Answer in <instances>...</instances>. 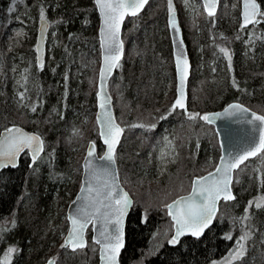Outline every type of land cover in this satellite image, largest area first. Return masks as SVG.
I'll return each mask as SVG.
<instances>
[{
	"label": "trees",
	"instance_id": "trees-1",
	"mask_svg": "<svg viewBox=\"0 0 264 264\" xmlns=\"http://www.w3.org/2000/svg\"><path fill=\"white\" fill-rule=\"evenodd\" d=\"M163 1L154 0L150 4V0L138 16L126 19L122 30L124 56L108 83L113 96L115 118L124 132L115 154L120 182L122 184V177L125 175L127 181L142 190L147 185V181L140 177L147 169L145 150L152 147L150 142L153 139L152 136L137 134L127 124L141 121L145 125L154 126L160 117L159 115L157 119L154 118L164 91V80L168 75L175 77L170 39L164 24L166 19ZM257 1L261 12H264V0ZM1 2L2 0L0 5ZM53 2L57 5L56 18L62 22L64 29L59 38L63 54L58 58L56 66H51L54 71L50 72L48 69L46 72L45 65L42 68L32 67L36 74L33 80L30 78L31 89L22 104L15 99L7 67L3 82L0 83V132L12 126H20L39 136L45 135L44 138L41 137L43 152L51 154L48 167L41 164L44 157L42 153L41 158L32 163L22 156L17 168L0 171V255L8 254L9 249H14L9 255L10 261H0V264H43L50 258H55V264H98V252L91 251V248L97 246L92 243L89 230L86 234L87 245L83 250L71 252L61 249L58 237L60 232L66 231L67 224L64 222L57 229V219L53 213L55 207L63 205L65 189L71 179V200L78 191L80 164L84 156L81 151L78 161L73 163L78 145L87 139L96 143L99 154L104 149L101 148L95 118H92L96 111L99 19L93 0H24L25 8L15 9L33 17L34 24L29 29L30 46L24 54L29 61L28 66L32 64L34 55L32 46L36 37L38 15L43 11L47 20L52 19ZM156 2L159 4L155 5ZM236 18L232 22L223 18L215 26L207 24L199 29L200 33H197V28L181 24L191 68H194L198 59L194 57L191 48L190 43L193 40L203 47L202 64L205 69L197 73L201 74L198 77L193 73L192 78L190 74L187 111L175 109L173 114L178 116L169 114L170 119H186L184 114L191 112L190 105L197 106L206 114L221 110L231 102H240L264 116V20L246 29L240 27L243 32L250 31L251 28L261 32L260 38L249 43L245 37L238 38L237 24L239 21L240 26V19L238 16ZM261 18L264 19L259 16L258 21ZM131 20L138 23L134 25L135 21ZM159 25H163V28L160 29ZM128 38H134V45ZM214 38L217 41L226 40L231 45L228 64L222 62V59L227 58L225 54L219 49H213ZM216 54L221 60L215 58ZM200 124L203 127L210 126L204 122ZM178 130L175 127L176 133ZM193 133L195 131L191 129L187 137ZM81 136L84 137L83 141ZM79 137L80 140L77 141ZM210 140L209 145L206 142L208 140H201L198 147L192 141L189 145L191 149L188 148V153L180 156V164L162 182L161 187H175L176 179L185 182L190 177H200L212 171L220 152L214 133ZM261 155H264V151L235 171L232 183L234 200L222 202L219 206L220 213L223 208L227 210L226 219L220 218L218 211L213 225L201 238L186 237L175 244L165 242L150 256H145L146 251L156 241L154 238L163 225L158 197L155 198L160 190L138 199L137 195V206L132 204L127 217L125 246L120 255V263L218 264L236 251L237 241L247 233L248 238L242 243L247 250L246 257L249 258L244 259V263L264 264V205L257 207L254 204V199L262 194L264 187L259 186L255 172L247 170V167L252 169L249 165ZM209 158L214 159V162L208 165V169L201 171V166L206 165ZM244 169L251 175L241 178ZM52 173H61L67 183L66 187H59L61 190L58 191L55 201L53 194L56 185L51 180ZM175 174L178 176L174 177ZM163 192L165 191L161 195H164ZM245 216L248 219H243ZM255 225L261 232L258 239L253 235ZM253 246L257 248L256 251L252 250Z\"/></svg>",
	"mask_w": 264,
	"mask_h": 264
},
{
	"label": "rangeland",
	"instance_id": "rangeland-1",
	"mask_svg": "<svg viewBox=\"0 0 264 264\" xmlns=\"http://www.w3.org/2000/svg\"><path fill=\"white\" fill-rule=\"evenodd\" d=\"M153 2L154 0H151L150 4H152ZM156 4L159 3L156 2L155 5ZM240 4H241V0H219V8L217 14L211 18L210 16L205 14L200 0H172V8L178 15L180 26L182 27V25H184L186 27L187 25L188 26L190 25L192 28L194 27L198 29L197 33L201 32V30H199L201 27L207 24H210V26H215L217 25V22L223 18L230 19L231 22L233 20L235 21V19H237L236 18L237 16L240 19ZM17 7L24 9L25 8L24 0H2L0 5V83L3 82V77L5 76L4 72H6L5 70L7 67V71L10 75L11 86L15 93V99H18L19 103L22 104L27 98L26 96L28 95V92H30L31 89L30 78L33 80L36 74L35 71L32 70V67L37 68V66H36L35 51L31 65L29 66L27 65L28 64L27 62L29 61L26 60V57H24L27 47L30 46L31 34L29 33L30 32L29 29L32 28V25L34 24L33 17L28 14L24 15L22 10L17 11L15 9ZM163 7L165 9L164 14L166 19L164 24L166 25V28L168 30V25H167V14L169 13L168 0L163 1ZM55 9H57L56 4L53 5L51 11L52 12L51 14L54 17H52V19L50 20H47V18H45L43 13L44 19L47 20L49 23V29L46 37L45 61H44V65L47 68L46 72H48V69L50 70V72L54 71L53 68L51 69V66L52 65L53 67L56 66V63H58L57 61H59L58 58L63 54V48H61L59 38L60 35H62L64 29L62 22L56 18L57 10L55 11ZM38 16H39V20H41V13ZM39 20L37 21V25ZM263 20L264 19L261 18L259 21L262 22ZM131 21L132 22L135 21L134 25L138 23V21L136 20H131ZM37 25L35 26V32H37ZM159 27L160 29H162L163 25H159ZM58 28L60 30H58ZM237 31H238L237 33H239L238 38L244 39L245 37V39L248 40L249 43L252 42L253 40L260 38L259 35L261 33L258 30L254 31L253 28H251L250 31L243 32L239 26V21L237 24ZM35 40L36 37L34 38V44L32 46L33 50H34ZM238 40L239 39H236V41ZM129 41L134 45L135 43L134 38H130ZM190 44L194 57L198 58L196 63L194 64V68H191L190 71V74L192 75L193 78V73L195 76L198 77L201 74L197 75V73L199 71L204 70L205 68L203 67L202 64L203 47L199 45L197 42H193V40H191ZM212 45L214 50L225 49L227 51V55H225L227 58L222 59V62L228 64L229 61L228 58L230 57L228 51L231 50V45L227 43L226 40L217 41L215 40V38L213 39ZM223 53L225 54V52ZM215 58L221 60L220 56L218 55ZM20 66H22L23 68H21ZM98 68H99V64H98ZM97 71H96V82H97ZM163 84H164L163 85L164 91L162 92L160 98V106L155 110L156 114L154 118L157 119L159 115L160 117L157 119V122L154 124V126L145 125L141 123V121L131 122L130 124H127L128 126L131 125V127L134 129V132H136L137 134L141 133L143 136L146 135L147 137L152 136L153 142H150L152 147L150 149L145 150L147 169H145V171H143V173H141L140 175V177L142 178L141 180L147 181L146 188L142 190L139 187H134L129 181H127L128 179L125 177V175L124 177H122L123 179L122 184L126 188V190L130 193V196H132L134 206H137L135 203V197L137 195H138L137 196L138 199L143 195L149 196V194L154 192L155 190H160L157 193V196H155V198L158 197L157 203L159 205V210L162 211L161 215L163 216V225L159 229L158 235L154 238V240L156 239V241L152 244L151 248L147 249L145 256H150L154 254L165 242H170L172 240V223L166 214V205L169 203L171 199L181 195L182 193L183 195L184 193L187 194L188 190H190L191 181L193 177L186 179L185 182L184 180L180 182L177 181L176 179V182L174 183L176 184L175 187H172L171 185L163 188L161 187L163 186L161 185L162 182L164 180L166 181L167 178H169L171 173L173 172V169L180 164V156L183 157L184 153L185 154L188 153L187 151L188 148H190L189 145L191 144L192 141L193 143H195V146H197L201 142V140L205 139V141L208 140L206 142L209 145V141H211L210 139L212 137V134L214 133V135L216 136L214 129L211 126L203 127L200 124L201 122H204V120L200 119L199 117H197L195 120H190V119L188 120V113H185L184 115L186 116V119L183 118L181 119L178 118L177 120L176 118L170 119L169 114L172 116H178V114H173V110H172V104L174 99L176 98V91H175L176 78L175 77L172 78L170 75H168L164 80ZM108 91L113 100L111 89L108 88ZM187 100H188V96H187ZM190 107L192 108V110H190L191 112L189 113H193V114L199 113L201 116L205 115V113L201 112V110H199L197 106L190 105ZM162 111L164 112V114L162 113ZM94 116H95V112L93 113L92 118ZM154 127L156 128L154 129ZM175 127L179 129L177 133L175 132ZM181 128L190 129V130L183 131L180 130ZM191 129L195 131V133H193V135L191 136L188 135L189 137H187V133L188 131H191ZM44 136L45 135H41L42 138H44ZM83 139L84 137L81 136V141H83ZM76 140L79 141L80 137L77 138ZM146 141L148 142L147 139ZM88 142L90 141L85 139L83 143L81 142V144L78 145L79 147L77 148L73 156L74 164H76V162L78 161L79 153L81 151H83V154L85 153V149L87 147ZM101 148H103V146H101ZM97 149H99L98 146ZM218 151H219V147H218ZM43 155L44 157L41 160V164L42 166L48 167L50 163L49 156H51V154L48 155V153L43 152ZM23 158L28 159L31 163L33 162V160L29 157L27 153H24ZM213 162L214 159L209 158L207 164L201 166V171L208 169L209 168L208 165L210 166ZM80 168H81V164H80ZM249 168L252 169H248L247 167V170H251V172H255V175L259 179V186L264 187V155H261V157H259V159H257L253 164H250ZM246 172H247L246 169H244L241 172L240 177L242 178L245 175H251L250 173L248 172L246 173ZM79 173L81 178V170L79 171ZM175 175L176 176L174 177L178 176V174ZM50 176H51V180L54 181L56 185L55 192L53 194L54 195L53 200L55 201V197L57 196L58 191L61 190V188L59 189V187H63V185L64 187H66L65 185L67 183L64 181L65 178H63L64 176L61 173H52L50 174ZM72 182L73 179H71V181L68 183L67 189H65L66 198L64 199L63 205L62 206L59 205V207H55V211L53 213L54 217H56L57 219V226H56L57 229H59V227L64 225V222H66L67 224L66 209L68 204L73 200V199L71 200V191H70ZM163 190L165 191L163 192L164 195H161ZM257 190H259V188ZM160 195L161 197H159ZM254 200H255L254 204H257L259 202L261 203V205H264V190L262 191V194L257 196ZM219 214H220V218L222 219H226L228 215L227 210L225 208H223V210L220 213V207H219ZM259 231L260 230L255 225L253 230V235L257 239L261 235V232ZM65 232L66 231L59 233V237H58L59 244L62 243ZM92 250H95L96 253L98 252L97 247L91 248V251ZM252 250L256 251L257 248L253 246ZM246 251L247 250L244 251L243 256H241L239 259H233L232 256L235 255V252H231L226 258L218 262V264H243L244 259L249 258V256L246 257ZM6 254L7 253H3L2 255H0L1 262L8 263L10 261L9 255H11L12 252L10 254L8 253L7 256ZM252 257H254V255H252Z\"/></svg>",
	"mask_w": 264,
	"mask_h": 264
},
{
	"label": "snow or ice",
	"instance_id": "snow-or-ice-1",
	"mask_svg": "<svg viewBox=\"0 0 264 264\" xmlns=\"http://www.w3.org/2000/svg\"><path fill=\"white\" fill-rule=\"evenodd\" d=\"M145 3H147V0H96V4L100 9L103 19V26L101 29V48L104 57V64L100 71L101 93H98V95L106 97L104 86L107 80V75L111 73L114 67L119 66V60L122 56L123 50V44L119 39V32L123 19L126 15H137L138 11ZM168 3L170 24L173 29L178 32L179 29L174 22L172 0H168ZM215 7V0H206L205 8L208 11L209 16L214 15ZM258 16L264 17V12L260 11L256 0H244L243 26L259 23L260 21L257 20ZM41 19H44L43 11L41 12ZM221 51L225 52V55H227L225 49H221ZM180 65L181 60L178 57L177 70L180 77V83L178 85V96L172 105V110L180 108L187 111L184 104L183 92L186 68L182 71ZM106 103L107 99L105 98L104 102L100 104L102 110L105 109ZM33 111H35V108H33ZM236 111L247 113L248 109L242 108L240 105H232L229 109H225V114L234 115ZM103 115L105 119L101 120V118L98 117V121L103 124L102 135L108 146V152L105 159L114 162V146L119 142L118 138L122 129L113 122L111 116L106 112L103 113ZM197 117L204 121L209 120L207 115L201 116L199 113H188V119L190 120H195ZM252 121L259 122L260 125L264 126V116L262 115L252 113L249 122L251 123ZM7 132L8 135H6L3 140H0V168L8 166L15 167L18 154L23 152L26 148L32 150V159L34 162L39 155V152L42 151L43 141L40 137L23 134L19 129H8ZM262 151H264V133L261 135L259 147H255L243 155L236 157L231 164H224L222 158L221 163L223 166H218L215 173H209V177H212V179H209V177H202L194 180L193 196L189 198L182 197L180 200L176 201L175 211H172L173 205H168L169 214L172 216L176 226V234L170 243H177L180 236L184 235L186 232H190L194 236H199L214 218L217 201L221 197L225 200L234 198L229 191V182L231 179L229 172L231 169L239 167V165L250 156H256ZM92 155L93 152L90 148L88 156L91 157ZM83 190L84 189H82V191ZM88 191L91 192L92 189L89 188ZM112 196L113 193L109 191L105 194L104 200L98 201L100 206L107 210L106 212L101 213L100 208H94L92 213L83 218L70 217L72 227L69 230V236L65 241V245H62V247L71 246L73 250L85 247L84 231L87 223L94 217L97 219H103L104 225L99 229V236L94 238L93 242L100 245L102 264H117L119 251L124 246L122 228L123 218L131 207V200L128 194L123 192H121L118 198L114 201ZM197 198L202 201L200 204L194 202ZM256 206L261 207L262 205L258 202ZM243 219L246 220L248 217L245 216ZM109 225L111 226L110 228ZM228 238L230 239L231 237ZM247 238L248 234L245 233L240 237L239 241H237V249L235 255L232 256L233 259H239L243 256L246 249L244 248L242 241ZM12 251H14V249H9V254ZM7 255L8 254H6V256ZM50 264H53V262H50Z\"/></svg>",
	"mask_w": 264,
	"mask_h": 264
},
{
	"label": "water",
	"instance_id": "water-1",
	"mask_svg": "<svg viewBox=\"0 0 264 264\" xmlns=\"http://www.w3.org/2000/svg\"><path fill=\"white\" fill-rule=\"evenodd\" d=\"M149 1L150 0H147V3H145L143 5V7L138 11L137 15H135V16L126 15L125 18L123 19V22L120 25L119 39L123 44V50H122V56H121L119 62L122 60V58L124 56V49H125L124 43L122 41V30H123L124 22L126 21V19L134 18V17L138 16L144 10V8L147 6ZM200 1L202 3L205 14L208 15V11L205 8L206 0H200ZM93 2H94L96 12L98 14V19H99L98 31H97L98 45H99V68L97 71V82H96L97 90L95 93L96 111H95L94 118H95V122H96L97 129H98L99 141L102 144V146L104 147V150L99 155L97 152L96 145L93 141L88 142L87 147L85 149V153H84V156H83V159L81 162L80 186H79L77 193L75 194L74 199L68 204L67 209H66L67 230L65 232V235H64L62 243H61V249H69L70 251H76L78 249H84L86 247L85 246L83 248H76L75 250H73V248L71 246L62 247V245H65V241L69 236V230L72 227L70 217L71 218H76V217L83 218V217L89 215L90 213H92L94 208H100L101 213L106 212L107 210L105 208L101 207L100 204L98 203V201L104 200L105 194L108 193L109 191H111L113 193V196H112L113 201L116 198H118V196L121 192H123V193L128 194V196L131 200V207H132V203H133L132 197L125 190V188L122 186V184L120 182V178H119L118 169H117L115 159H114V162H110L107 159H105L106 154L108 152V146L105 143L104 136L102 135L103 124L100 121H98V117H100L101 120L105 119L103 113L106 112L108 115L111 116L113 122L116 125H118L120 129H122V127L116 121L113 106H112V98H111V95L108 91V83H109L110 79L113 77L117 67H114L112 69L111 73L107 75V80H106L105 86H104V92H106V97L103 95H98V93H101L100 71H101V68L104 64V57L102 55V48H101V40H102L101 29L103 26V19L101 16L100 9L98 8V6L96 4V0H93ZM256 2L259 5L260 11H261L260 4L258 3L257 0H256ZM215 3H216L215 12H214V15H212V16H215L217 14V11L219 8V0H215ZM243 11H244V0H241V4H240V27L245 29V28H249L253 24H248L247 26H243V24H244ZM258 17H257V19H258ZM174 22L179 29L178 32L175 29H173V27L170 24V12H169L167 15L168 34H169V39H170V44H171L172 59H173L175 78H176V98L174 99V102L178 96V85L180 83V77L178 75V70H177V58L179 57L181 60V65H180L181 70L183 71L186 68L183 92H184V104H185V108L187 109V85H188V80L190 77L191 63H190V58H189L187 46H186L185 41L183 39L181 26L179 24V19H178L177 13L175 11H174ZM48 29H49L48 21L45 19L39 20L38 25H37L36 40H35V45H34V51H35V57H36V66L38 68H42L44 65L46 37H47ZM181 41H182V43H181ZM105 98L107 99V103H106L105 109L102 110L100 107V104L102 102H104ZM174 102H173V104H174ZM232 105H240L242 108L248 109V112L243 113V112L236 111V113L234 115L225 114V109H229L230 106H232ZM177 109L183 110L180 108H177ZM252 113H255L257 115H261L255 111H253L252 109L248 108L247 106L243 105L240 102H231V103L227 104L221 110L208 112L205 114L209 117V120L205 121V122L213 127L214 132L217 136V142H218L220 156L218 158V161H217L215 168L212 171L204 174L203 176L194 177L192 179L191 187H190V190L187 194L178 196L177 198H175L173 201H171L169 204L166 205V214L172 223V238L176 234V226H175V222H174L172 216L169 214L168 205H173L172 211H175V207H176L175 202L176 201L180 200L182 197H184V198L192 197L193 196V181L196 179H200L202 177H209V173H215L216 168L218 166H221V167L223 166L221 163L222 158H223L224 164H231L235 160L236 157L243 155L244 153L248 152L249 150L254 149L255 147H259V141H260L261 135H262V133H264V126L260 125L259 122H256V121H252L251 123L249 122L251 120ZM8 129H19L20 132L23 134H26L29 136H31V135L39 136L37 133L28 131V130L20 127V126H12V127H9L5 130H2L0 132V140H3V138L6 135H8V132H7ZM122 136H123V129H122V132L120 133L119 138H118L119 142L116 143L114 146V156H115L116 150L118 148V145L121 141ZM39 137L43 141L41 136H39ZM90 148L93 152V155L91 157L88 156V152H89ZM43 150H44V144L42 145V151L39 152V155L36 157V159L42 155ZM262 152L258 153L256 156H250L247 160H245L243 163H241L239 165V167L231 169V171L229 172V176L231 177L230 182H229V191H230V194L232 197H234L233 190H232L234 172L237 171L244 163L256 158ZM24 153H27L29 155V157L32 159V156H33L32 150L26 148L23 152L18 154V156L16 158V166L15 167L8 166V167L0 168V171L5 170V169L17 168L18 164H19V160ZM86 165H87V167H86ZM209 179H212V177H209ZM89 188L92 189L91 192L88 191ZM82 189H84V190L82 191ZM233 200H234V198L225 200L223 197H221L216 203V213L218 210V205L221 202H231ZM194 202L197 204H200L202 201L199 198H197ZM204 202H206V201H204ZM131 207L128 209V211L126 212V214L123 218L122 228H123L124 246H125L126 221H127L128 214L131 210ZM216 213H215V215H216ZM213 220H214V218L212 219L211 223L206 228H204L203 232L199 236H194L190 232H186L184 235L180 236L178 241H180L181 239L186 238V237H191L193 239H199L212 226ZM103 225H104L103 219H97L95 217L87 223V226H86L85 231H84L85 245H87V239H86L87 231L90 230L91 241L93 244H95L93 242L94 238L99 236V229H101L103 227ZM110 227L111 226L109 225V228ZM95 245L98 247V264H102L100 245H98V244H95ZM124 246L119 251V256L117 257V264H121L120 263V255L124 249ZM50 262H53V264H55V258H50L43 264H50Z\"/></svg>",
	"mask_w": 264,
	"mask_h": 264
},
{
	"label": "bare ground",
	"instance_id": "bare-ground-1",
	"mask_svg": "<svg viewBox=\"0 0 264 264\" xmlns=\"http://www.w3.org/2000/svg\"><path fill=\"white\" fill-rule=\"evenodd\" d=\"M167 15H168V14H167ZM177 16H178V15H177ZM167 25H168V23H167ZM253 25H254V24H253ZM250 27H251V26H250ZM242 29H243V28H242ZM245 29H246V28H245ZM181 30H182V29H181ZM190 63H191V61H190ZM190 71H191V69H190ZM174 72H175V70H174ZM189 78H190V77H189ZM188 81H189V80H188ZM175 91H176V90H175ZM187 101H188V100H187ZM173 102H174V101H173ZM248 108H249V107H248ZM176 109H177V108H176ZM222 109H223V108H222ZM178 110H179V109H178ZM186 110H187V109H186ZM180 111H184V110H180ZM216 111H218V110H216ZM212 112H213V111H212ZM204 122H205V121H204ZM205 123H206V122H205ZM206 124H207V123H206ZM207 125H209V124H207ZM210 126H211V125H210ZM123 133H124V132H123ZM216 137H217V136H216ZM121 139H122V138H121ZM120 142H121V141H120ZM119 144H120V143H119ZM95 145H96V144H95ZM118 146H119V145H118ZM96 148H97V146H96ZM103 148H104V147H103ZM97 152H98V151H97ZM23 155H24V154H23ZM23 155H22V156H23ZM219 156H220V155H219ZM37 159H38V158H37ZM37 159H36V160H37ZM217 161H218V160H217ZM191 182H192V181H191ZM73 199H74V198H73ZM221 203H222V202H221ZM221 203H220V204H221ZM220 204H219V205H220ZM219 205H218L217 213H218V211H219ZM217 213H216V215H217ZM216 215H215V217H214V220H215V218H216ZM214 220H213V223H214ZM213 223H212V225H213ZM210 228H211V227H210ZM210 228H209V229H210ZM204 234H205V233H204ZM200 238H201V237H200ZM178 242H179V241H178ZM68 250H69V249H68ZM78 250H81V249H78ZM69 251H70V250H69ZM76 251H77V250H76ZM71 252H75V251H71Z\"/></svg>",
	"mask_w": 264,
	"mask_h": 264
}]
</instances>
